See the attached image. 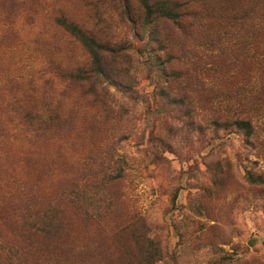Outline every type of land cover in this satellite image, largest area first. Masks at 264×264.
<instances>
[{"label": "rangeland", "instance_id": "1", "mask_svg": "<svg viewBox=\"0 0 264 264\" xmlns=\"http://www.w3.org/2000/svg\"><path fill=\"white\" fill-rule=\"evenodd\" d=\"M163 1L0 0V264H264V0Z\"/></svg>", "mask_w": 264, "mask_h": 264}, {"label": "trees", "instance_id": "2", "mask_svg": "<svg viewBox=\"0 0 264 264\" xmlns=\"http://www.w3.org/2000/svg\"><path fill=\"white\" fill-rule=\"evenodd\" d=\"M140 1L145 8V15H146L145 18L147 23L151 22L150 18L153 14H157L160 17H165L172 20L178 17V13L172 7H170L166 1L163 0L157 2H150L149 0H140ZM128 6L129 5L126 3L125 10L127 13L130 12ZM59 23L63 27H65V29H67L71 34L76 36L89 51L92 58V63L93 65H95V69L90 70L92 74L106 75L105 68L102 67L103 62L101 60L100 51L102 49H108L112 51L115 50V48L111 47L112 45L109 42L102 43L100 40L96 39L94 35L87 33L80 26L68 21L65 17H61L59 19ZM83 75L84 74H78V75L71 74L72 77H76V78H78L77 76H80L79 79L76 80L79 81L87 80V79H83L85 78V76ZM106 80L107 81H105L104 83L108 85L123 87L125 88V91L130 92L131 94L134 93L133 88L130 85L124 83L121 79H106ZM103 89H105V94L108 95L107 88L103 87ZM237 123L240 128L245 130L248 136L251 135L252 132L251 123L248 120H240L237 121Z\"/></svg>", "mask_w": 264, "mask_h": 264}]
</instances>
